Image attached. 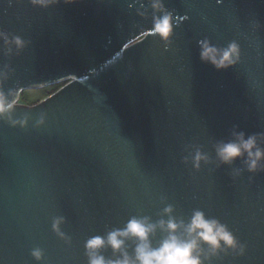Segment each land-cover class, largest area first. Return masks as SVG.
Here are the masks:
<instances>
[{
	"label": "water",
	"instance_id": "obj_1",
	"mask_svg": "<svg viewBox=\"0 0 264 264\" xmlns=\"http://www.w3.org/2000/svg\"><path fill=\"white\" fill-rule=\"evenodd\" d=\"M162 3L172 13L167 41L153 31L149 0H0V31L27 42L5 56L0 41V88L20 97L63 84L16 104L24 126L0 119V264H87L89 238L132 217L167 220L168 205L185 222L202 211L245 246L205 264H264V170L219 164L214 150L233 129L264 134V0ZM205 39L235 42L238 62H202ZM196 147L209 158L198 169ZM57 217L63 236L52 229ZM101 254L116 258L107 247Z\"/></svg>",
	"mask_w": 264,
	"mask_h": 264
},
{
	"label": "clouds",
	"instance_id": "obj_2",
	"mask_svg": "<svg viewBox=\"0 0 264 264\" xmlns=\"http://www.w3.org/2000/svg\"><path fill=\"white\" fill-rule=\"evenodd\" d=\"M55 2L56 0H30L33 6L41 8H47ZM149 7L153 10V31L167 41L172 31V13L164 9L162 0H149ZM157 12L160 15H156ZM138 14L144 15L139 11ZM0 41L3 42L5 56L19 54L27 43L19 36H9L3 31H0ZM198 43L201 61L210 63L217 69L227 68L239 60V46L235 42L224 48L211 45L207 39ZM7 68V65L0 68V81L7 79ZM18 98V91L9 90L5 93L0 88V119H6L12 126H24L27 122V117L13 119ZM42 122L43 117L37 121ZM231 137L227 142L219 141L214 145L218 163L231 165L240 159L245 170L250 173L264 170V146H261L264 134H252L246 138L244 132L233 129ZM189 155L194 168L198 169L201 162H209L207 154L199 147ZM183 160L187 163L189 157H184ZM234 171L238 173L239 169ZM172 212V206L168 205L162 210V214L168 217L167 220L152 222L149 217H132L123 228L112 229L104 237L89 238L84 245L87 264H205L220 253L231 251L243 255L245 246L226 225L215 218H207L202 211L196 209L185 222L174 218ZM61 223L63 218H54L52 229L63 236L59 230ZM157 230L162 237L154 245L152 238ZM128 242L132 245L131 253L128 251ZM106 247L112 250L113 257L116 258H105L101 254V249ZM30 254L37 261L43 256L39 248L33 249Z\"/></svg>",
	"mask_w": 264,
	"mask_h": 264
},
{
	"label": "rangeland",
	"instance_id": "obj_3",
	"mask_svg": "<svg viewBox=\"0 0 264 264\" xmlns=\"http://www.w3.org/2000/svg\"><path fill=\"white\" fill-rule=\"evenodd\" d=\"M62 85L63 84L55 85L56 89L58 90ZM51 87L52 86L41 88V89L23 91L20 94V97L18 99V104L27 105V104H32V103H35V102L38 103V102L42 101L43 99L46 98L47 92L50 91Z\"/></svg>",
	"mask_w": 264,
	"mask_h": 264
},
{
	"label": "trees",
	"instance_id": "obj_4",
	"mask_svg": "<svg viewBox=\"0 0 264 264\" xmlns=\"http://www.w3.org/2000/svg\"><path fill=\"white\" fill-rule=\"evenodd\" d=\"M56 90H57V89H56V86H52V87L50 88V91L47 92L46 97L49 96V95H51V94H53ZM36 103H37V102L32 103V104H27V105H34V104H36Z\"/></svg>",
	"mask_w": 264,
	"mask_h": 264
}]
</instances>
